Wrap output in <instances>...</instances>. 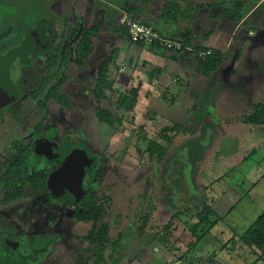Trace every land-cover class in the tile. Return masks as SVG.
<instances>
[{
  "label": "rangeland",
  "instance_id": "rangeland-1",
  "mask_svg": "<svg viewBox=\"0 0 264 264\" xmlns=\"http://www.w3.org/2000/svg\"><path fill=\"white\" fill-rule=\"evenodd\" d=\"M94 1L101 9L104 23L114 21L116 11L109 4L125 0ZM249 1L247 12L259 0ZM127 2L130 6L135 4L133 0ZM78 4L75 3L73 10L72 4L63 9L54 0H0V35L3 36L0 56L20 46L30 30L45 26L50 34L42 53H39L42 49L36 50L39 54L27 64H22L24 60L15 63L12 71L18 97L15 102L0 107V170L11 161L16 144H32L34 148L40 145L38 152L46 155L36 158L33 149L35 162L30 172L47 171L51 175L64 161V152L77 150L73 156L79 159L84 155L88 164L94 166L86 177L93 182L88 191L106 195L111 205V235L118 238L130 233L117 252L113 247L107 250L105 264H186L213 255L221 261L216 262L219 264H264L240 241V236L264 215V131L262 127L246 124L255 106L264 103V2L247 23V28L251 26L255 30V36L248 37L245 33V37H238L226 61L210 79L201 76L195 59L177 57L176 71L185 66L191 84L202 81L199 97L187 94L185 86L174 85L178 80H172L167 89L169 94L154 98L157 103L150 104V112L146 111V121L150 120L149 114L153 115L151 122L140 118L137 124L138 119L128 114L117 131L100 124L95 115L100 108L116 113L117 107L89 93L93 83L85 81L83 73L78 72L76 80L84 85L83 89L74 83L67 88V93L79 91L71 95L76 105L73 113L49 112L43 120L44 111L29 95L40 84L53 44L62 35L69 37L76 28L67 17L70 13L77 18L84 15ZM58 9L66 11V16H61ZM125 14L122 10L121 17ZM107 25L101 27L97 50L88 61L94 69L112 51L120 52L122 46H130L119 40L118 34ZM36 57L43 58V63L39 64ZM169 63L175 66V62ZM119 64L122 62L118 58L116 67ZM174 73L175 70L170 71L171 78ZM144 123L150 129L149 134ZM176 124L183 125L191 135L181 136L170 147L163 164H151L143 156L148 141L156 140L158 132ZM88 140L93 144L87 143ZM50 184L57 198L53 207H46V197L33 192H30L33 201H16L9 206L0 203V239L21 238L28 251H39L35 254V264H78L77 255L88 264H96L97 258L86 248L90 226L74 219L82 203H71L65 208L58 200L67 197L69 189L60 184L53 187L52 180ZM81 190L71 192L75 199L86 193L85 188ZM3 197L0 191V198ZM197 208L204 210L200 223L195 219ZM175 212L180 213L177 221L172 222L169 236L164 227ZM143 214L149 216L150 226L156 231L138 238L133 232ZM54 218L56 223L52 222ZM196 226L202 239L189 248L190 240L185 239L183 231Z\"/></svg>",
  "mask_w": 264,
  "mask_h": 264
},
{
  "label": "trees",
  "instance_id": "trees-1",
  "mask_svg": "<svg viewBox=\"0 0 264 264\" xmlns=\"http://www.w3.org/2000/svg\"><path fill=\"white\" fill-rule=\"evenodd\" d=\"M147 3H149L148 0H140L132 9L129 10L128 8L130 4H126L123 9L127 11L126 14L130 18L151 26L163 40L180 46V49H168L159 42H156L153 46L145 44L135 45L148 47L151 51L159 52L165 57L167 56L171 61H176L180 55L194 58L199 65L201 76L210 79L224 62V54L214 50L211 51L207 47L210 37L218 30V27H222V25H225V28L227 27V21L224 20L222 14H216L210 11L214 9V5L207 0H164L162 14L153 25L149 22H144L142 19ZM120 17L121 14L117 19L119 26L116 25L117 22L113 24L107 20L104 21V25L108 24L107 27H110L118 34L119 40L132 44L127 29L119 23ZM207 20H210L209 25L206 24ZM231 22H235V19L231 18ZM163 23H165L164 25L170 24L174 27L170 35L164 32L163 25L161 26L162 30L159 31L157 29L158 25ZM75 27L69 37L66 38L65 35H62L53 44L44 63V74L40 84L35 91L29 94L44 111L43 120L49 116V112L55 114L61 112L63 114L73 113L76 105L72 98L65 93V86L70 81L76 82L78 72L83 73L89 70L88 61L97 50L102 32L101 27L86 29L83 27L81 18H78ZM46 46L47 44L43 48L45 49ZM118 53L119 50H115L109 56L103 58L95 69L93 76L88 75L87 79V82L93 83L92 91L89 92L93 93L96 99L103 102H110L117 107L116 113L111 112L107 108L97 109L95 113L100 124L112 128L115 131L123 125L127 117L126 115L133 113L140 97V87L131 88L122 93L114 90L113 87L116 78L114 79L113 76H116L114 70L118 69L115 65L118 59ZM168 53L172 54L170 58ZM208 53L210 54L208 55ZM201 54L203 56L199 57ZM161 74V70L148 66L147 76L151 81L158 80ZM90 83H88V89L90 88ZM246 124L262 127L264 131V103L255 106L254 113L246 119ZM69 130L71 131L70 128ZM190 135V131L181 124H176L170 128L161 130L157 133L158 140H151L148 143L147 150L143 156L146 155L151 164L155 162L163 164L169 155L170 147L181 136L189 137ZM39 147L40 145L34 148L32 144L27 146L21 144L15 145L14 156H11L12 158L9 164L0 171V191L4 194V197L0 198L1 204L9 206V204L16 201H33L34 198L30 195V192H33L38 196L46 197L44 203L46 207H53V201L56 197L53 196V191L51 190V177L48 175L49 173L47 171L30 172V167L35 162L33 149L37 152L36 155L38 157L36 158L46 156L40 155L38 152ZM138 152L141 154L140 151ZM81 158H76L75 161L80 163L79 165L87 167V170L91 174L94 166L89 165V160L84 155ZM90 183L93 182L90 181L89 177L85 186L86 193L81 198L75 199V197H71V202L82 203V209L74 215V219L79 223L90 226V231L86 238V245L88 244L86 248L92 253L93 257L97 258L96 264H105L104 254L107 250L113 247V251L117 252L122 243L130 236V233L121 235L118 238L111 235L112 227L110 217L113 213L111 205L106 200V195L88 191L89 187L92 186ZM62 199L66 200L68 197H63ZM108 199H111V197ZM203 211V209L197 211L198 214L195 219L199 223L203 221L201 218ZM179 213L175 212L165 224L164 231H168L169 236L172 235V222L177 221ZM138 221V227L133 232L138 238H142L156 231L155 227L150 226V218L147 214H143ZM52 222L56 223L57 218H54ZM197 229H199L198 226L185 228L183 231L185 239L190 240L188 244L189 248L195 247L202 239V236L197 235ZM11 238L20 242L19 244H22L21 238L14 236ZM240 241L252 254L257 256L259 261H263L264 263V215L244 235L240 236ZM2 242L0 241V246ZM37 252L39 251H32L31 253L23 252L25 257L19 264L37 262V258L35 257ZM76 261L78 264H88V261H84L81 255L76 256ZM216 262L221 261H218L216 256L213 255L209 259L201 258L200 260L187 261L186 264H219Z\"/></svg>",
  "mask_w": 264,
  "mask_h": 264
},
{
  "label": "crops",
  "instance_id": "crops-1",
  "mask_svg": "<svg viewBox=\"0 0 264 264\" xmlns=\"http://www.w3.org/2000/svg\"><path fill=\"white\" fill-rule=\"evenodd\" d=\"M133 1H135V4L134 6H130L131 9L139 3L136 0ZM148 1L149 3H147V6L145 7V10L142 15V19L154 25L156 23L155 21L158 20L162 14L164 0H148ZM207 1L212 3V5H214V9L210 11L216 14H222L224 20L227 21V25H226L227 27L225 28V25H222V27H218V30L210 37L209 42L207 44V47L211 49V51L214 50L224 54V62H225L226 55L230 53V51L232 50V45L234 41L238 39V37L241 36L242 38L245 37V35H247L248 37L255 36L256 34L255 30L251 26L247 28V23L248 20L255 14L256 10L260 7L262 2H264V0H259L258 2L254 3V6L252 5L253 8L250 9L248 12L246 10V7H248L251 3L249 0H207ZM58 2L61 3L63 9H67L70 6V4H72L71 8L73 10L75 9L76 2L77 4L78 3L81 4L80 6L78 4V7L83 8L82 14L84 15H82V17L81 15L80 16H78L77 14L76 15L78 16V18L82 19V24L84 28L90 29L92 27L104 26L103 23L104 19L101 20V14H102L101 9H99V7L96 5L94 0H58ZM129 2L125 0L122 3H116V2L110 3L109 6H111V8H113L116 11V13L114 14L112 13L114 15L113 17L114 21L112 20H107V21L114 24L117 21L118 17L120 16L122 10H124L123 8L126 6V4H129ZM130 7L128 6V8ZM66 13H67L66 11L64 12L59 11V14L61 16H66ZM71 16L72 15L70 13V16H68L67 19L71 23L73 22L77 24L76 22H78V18L75 16L73 17ZM231 18L236 19L237 21L235 20V22H231ZM209 23L210 20H207L206 24L209 25ZM164 24L165 23L159 24L158 25L159 28L157 27V29H159L160 31L162 30L163 27L164 32L170 35L174 30V27L170 24L169 25H164ZM124 43L130 46H128L127 48H125V46H122L120 52L118 53V58L119 60H121L122 64L121 65L119 64V66L117 67L119 68L117 69L118 71L114 70V73L117 77L115 79V85L113 88L116 92L122 93L126 90H130L131 88L140 87L139 102L137 106L134 108L132 113V115L136 118V121L138 119L137 124L139 123L140 118L145 119L146 115H148L146 114V111L149 112L148 108L150 104L157 103V101H155L154 98L156 97L162 98L163 95L169 94L167 89H169L170 84L172 85V80L175 79L178 80L177 81L178 83L176 82V84L174 85L179 86V84H182L183 86H185L187 94H193V95L197 94L198 97L201 95L200 93H202V90H200V85L202 81L195 80L194 81L195 84L194 85L191 84L190 83L191 75L190 73H188V71L186 70L187 68L185 66L183 67L185 68L183 72H182L183 68L179 72L176 71L178 70V63H177L179 62L178 58L176 61H171L167 58V56L165 57L163 54L159 52L151 51L148 47H140L126 42ZM168 55L170 58L172 54L168 53ZM169 62H175V66L172 67V65ZM148 66H152L162 71L161 77L158 80L151 81L149 79V77L147 76ZM88 67L89 70L83 72L82 74L84 75V79L86 78L88 79V75L93 76L95 72V69L92 68L91 65L89 66L88 64ZM174 70L176 73H174V75H172L171 78V75H169V73L170 71L171 73H173ZM87 79L85 81H87ZM73 83L77 85V87H81V89H83L84 87L83 84H80L77 81L68 82L64 90L65 93L68 94L70 97L75 92L79 93L78 89L75 92L70 90V92L67 93V88ZM117 89L118 90L120 89L121 92H119ZM196 89H198L197 93H196ZM89 93L87 92L85 94L88 95ZM140 105H144L145 108L141 109ZM149 117H150L149 121H146V119L144 121L151 122L152 121L151 118L153 117V115L149 114ZM143 126L146 132L149 134L150 129L148 128V126L145 123ZM149 142L150 141H148V143ZM87 143L93 144L92 141L89 140L87 141ZM84 148H86V146ZM88 150H90V148H88Z\"/></svg>",
  "mask_w": 264,
  "mask_h": 264
},
{
  "label": "water",
  "instance_id": "water-1",
  "mask_svg": "<svg viewBox=\"0 0 264 264\" xmlns=\"http://www.w3.org/2000/svg\"><path fill=\"white\" fill-rule=\"evenodd\" d=\"M41 30H36L20 48H16L0 58V107L9 105L17 100L18 90L11 76V69L16 59L28 56L33 49L40 48L46 43L49 31ZM78 165V163L65 164L59 172L52 176V186L60 184L73 192H80L86 173L79 169ZM9 246L10 243L8 242L7 247L9 248ZM11 257L14 258L13 255ZM5 258H9L8 255H5Z\"/></svg>",
  "mask_w": 264,
  "mask_h": 264
},
{
  "label": "flooded vegetation",
  "instance_id": "flooded-vegetation-1",
  "mask_svg": "<svg viewBox=\"0 0 264 264\" xmlns=\"http://www.w3.org/2000/svg\"><path fill=\"white\" fill-rule=\"evenodd\" d=\"M54 3L57 5V3H58V0H54ZM58 8V7H57ZM59 10V9H58ZM60 11V10H59ZM40 30V29H45V26H41V27H38V28H35L33 31H29L28 33H27V37L25 38V41L33 34V33H35V31L36 30ZM41 30V31H42ZM44 31V30H43ZM49 37H50V34H49ZM49 37H48V40L46 41V43L44 44V45H42V47H40V48H37V49H33L32 50V52L28 55V56H25V57H23V58H19V59H16L15 61H14V64H13V67H12V69H11V76H12V71H13V69H14V66H15V63H17V64H20V60L22 61V60H24L25 62H22V64L23 63H28L33 57H35V55H37V54H39L40 52L42 53L43 51H44V46L47 44L48 45V41H49ZM2 40H3V36H1L0 35V44L2 43ZM24 41V42H25ZM23 42V43H24ZM23 43L20 45V46H18L17 48H20L22 45H23ZM43 48V49H42ZM40 49H42L41 51H39V53H37V51L36 50H40ZM12 51V50H11ZM11 51H9V52H11ZM9 52H7L6 54H4L3 56H5V55H7ZM3 56H0V58L1 57H3ZM35 59V58H34ZM38 59V63L39 64H42L43 63V58H40V57H36V59L35 60H37ZM42 62V63H41ZM13 78V77H12ZM15 83V82H14ZM15 102V101H14ZM13 103V102H12ZM79 142V141H78ZM78 144H80V142L78 143ZM77 152V151H76ZM75 152V150L73 151V152H64L63 153V158H64V161L62 162V164L57 168V170L56 171H54L51 175L50 174H48L51 178H52V176H54V174H56L57 172H59L60 171V169H62V167L65 165V163L67 164L68 162L69 163H77L76 161H75V159H76V157L75 156H73L74 154L73 153H76ZM68 154H70L71 156H73V158H71L70 156H68L67 157V155ZM73 159V160H72ZM68 163V164H69ZM78 164H80V163H78ZM3 168H5V167H3ZM3 168H1V170L3 169ZM79 169H82L86 174H85V177L83 178V181H82V188H85V186H86V182H87V176L89 175V170H87V167H85L84 165H79V167H78ZM0 170V171H1ZM38 172V171H37ZM50 178V179H51ZM67 191V197H68V199H66V200H64V199H61V200H58V201H62L64 204V207L66 206V205H68V204H71V203H76L75 201L74 202H71V197H73V195L71 194V190H66ZM73 193V192H72ZM54 196V195H53ZM55 197V196H54ZM55 199H57V198H55ZM54 199V200H55ZM66 208V207H65ZM12 236H9L7 239H0V241L2 242V244H1V246H0V264H4V263H6V264H19V263H21V261L24 259V254H23V252H28V253H31L32 251H28L26 248H25V246H24V243L22 242V244H19L20 242H18V241H16V240H14V239H12L11 238ZM17 239V238H16ZM10 243V246H9V248L7 247V243ZM11 252V253H10ZM34 252V251H33ZM9 253V254H8ZM13 255V257L15 258H10V256L11 255ZM5 255H8V257L9 258H5Z\"/></svg>",
  "mask_w": 264,
  "mask_h": 264
},
{
  "label": "built area",
  "instance_id": "built-area-1",
  "mask_svg": "<svg viewBox=\"0 0 264 264\" xmlns=\"http://www.w3.org/2000/svg\"><path fill=\"white\" fill-rule=\"evenodd\" d=\"M119 23L121 26L125 27L128 31V34L131 39L132 44H145L148 46L155 45L156 42H159L161 45L167 47L168 49L177 48L180 49V46H177L174 43L163 40L160 35L149 25L136 21L130 18L128 15H123ZM210 53H208L209 55ZM203 55H199L202 57Z\"/></svg>",
  "mask_w": 264,
  "mask_h": 264
}]
</instances>
